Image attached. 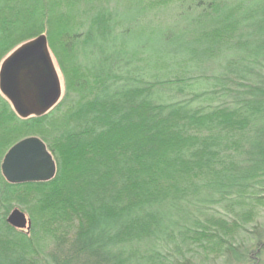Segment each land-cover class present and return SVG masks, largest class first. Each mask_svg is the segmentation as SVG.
Returning a JSON list of instances; mask_svg holds the SVG:
<instances>
[{"label": "trees", "instance_id": "1", "mask_svg": "<svg viewBox=\"0 0 264 264\" xmlns=\"http://www.w3.org/2000/svg\"><path fill=\"white\" fill-rule=\"evenodd\" d=\"M154 3L0 0V63L46 34L64 79L41 116L0 90V161L35 135L57 165L41 182L0 170V264H189L173 253L192 244L227 264L264 253V226L233 240L245 197L264 190V0ZM15 204L30 233L8 222Z\"/></svg>", "mask_w": 264, "mask_h": 264}, {"label": "water", "instance_id": "2", "mask_svg": "<svg viewBox=\"0 0 264 264\" xmlns=\"http://www.w3.org/2000/svg\"><path fill=\"white\" fill-rule=\"evenodd\" d=\"M0 90L23 118L41 116L63 95V85L51 54L48 37L41 34L16 48L1 64ZM5 179L12 184L52 179L56 161L39 136L25 137L13 144L1 163ZM8 222L20 230L31 228V219L14 208Z\"/></svg>", "mask_w": 264, "mask_h": 264}, {"label": "rangeland", "instance_id": "3", "mask_svg": "<svg viewBox=\"0 0 264 264\" xmlns=\"http://www.w3.org/2000/svg\"><path fill=\"white\" fill-rule=\"evenodd\" d=\"M124 1L128 2L130 0H124ZM144 2L149 8H153V10H156L157 8H159V6L154 3V0H144ZM173 9L174 8H172L169 12L166 11L165 14L161 13L159 16L156 15L157 14L156 11H154L153 13H154V15L157 16L156 17L157 21L161 20V21L166 23V21L168 20V17L173 15ZM22 44H20V45H22ZM19 46H17L16 48H18ZM12 52L8 53L6 55V57L2 60V62ZM51 54H52V52H51ZM52 56H53V54H52ZM53 59H54V57H53ZM2 62L0 63V67H1ZM54 62H55V59H54ZM55 64H56V67L58 69L60 78L62 80L63 91H64L63 75H62V72L60 71V69L58 67V64L56 62H55ZM195 79H197V78H195ZM33 136H35V135H33ZM3 158H4V156L2 157V159L0 161V170H1V163H2ZM261 196H263V197H261ZM241 205H239V206H241V208L245 207V209L248 210L246 212V214L244 215L245 216V222L243 224H244L245 228H236L235 230H233V235H234L233 240H235L236 242H241L244 239L246 242L249 243L248 236L249 235L252 236V234L254 233L255 226L256 225L264 226V190H262L256 194H253V195H251V194L247 195L245 197L244 203ZM14 208H19L22 211H24L27 214V216L31 219V222H32V217H31L29 211L24 206H22L20 204H15ZM221 211L224 212L226 215L231 216L230 215L231 213H228L227 211H225L223 209ZM31 228H32V224H31ZM31 228L29 231L27 229H25L23 231L26 233H30ZM173 254H175L174 258H178L181 262H184V263H185V261L189 262V264H227L226 263V256H223L221 254H216L212 250L208 251V250H206V248L203 247V245H199V244H192V245H190V247L184 246L183 251L178 252L176 250V252H174ZM171 258H173V257H171ZM254 261H256V264H264V253H262L259 256V258H256V255H253L252 260H250L244 264H255ZM233 264H238V263H233ZM239 264H243V263H239Z\"/></svg>", "mask_w": 264, "mask_h": 264}]
</instances>
